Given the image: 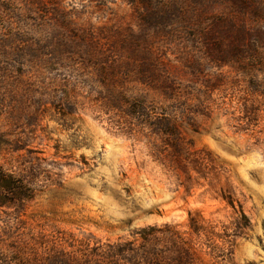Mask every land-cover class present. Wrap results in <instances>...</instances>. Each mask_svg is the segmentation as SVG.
Masks as SVG:
<instances>
[{
	"label": "rangeland",
	"instance_id": "1",
	"mask_svg": "<svg viewBox=\"0 0 264 264\" xmlns=\"http://www.w3.org/2000/svg\"><path fill=\"white\" fill-rule=\"evenodd\" d=\"M0 264H264V0H0Z\"/></svg>",
	"mask_w": 264,
	"mask_h": 264
},
{
	"label": "trees",
	"instance_id": "2",
	"mask_svg": "<svg viewBox=\"0 0 264 264\" xmlns=\"http://www.w3.org/2000/svg\"><path fill=\"white\" fill-rule=\"evenodd\" d=\"M33 188L14 172L0 169V205H16L32 199Z\"/></svg>",
	"mask_w": 264,
	"mask_h": 264
}]
</instances>
